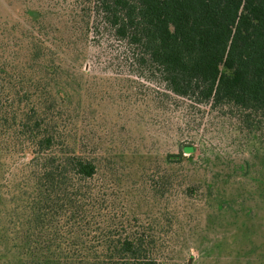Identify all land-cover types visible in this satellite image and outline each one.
I'll return each instance as SVG.
<instances>
[{
	"label": "trees",
	"instance_id": "16d2710c",
	"mask_svg": "<svg viewBox=\"0 0 264 264\" xmlns=\"http://www.w3.org/2000/svg\"><path fill=\"white\" fill-rule=\"evenodd\" d=\"M29 2L0 33V264H264V0Z\"/></svg>",
	"mask_w": 264,
	"mask_h": 264
},
{
	"label": "rangeland",
	"instance_id": "374dc122",
	"mask_svg": "<svg viewBox=\"0 0 264 264\" xmlns=\"http://www.w3.org/2000/svg\"><path fill=\"white\" fill-rule=\"evenodd\" d=\"M33 4V3H32ZM29 0H0V33L2 30L6 27H9L13 22L16 21H23L24 19V12L26 9L31 6ZM151 131V130H149ZM152 134H147L145 137L148 138V140H145L147 145L144 146H152L153 143H157L155 148L158 150H173L175 149V140L174 135L172 134L171 130L169 128H162L159 129L157 126H155V129L152 130ZM209 132V131H208ZM211 132H209L207 135L204 133V131H200V134L197 135L198 139L202 138V136H209ZM214 138H218L217 133L213 132ZM191 136V135H190ZM215 143L219 144V148H216L217 150L221 149L223 150L224 147H226L230 143L229 140H221L220 142L218 140H214ZM227 143V144H226ZM198 152V150H197ZM257 220V222H256ZM256 223H258L260 226H264V217L262 215H257V218L254 219ZM190 253L192 256H197L198 252L195 249H191Z\"/></svg>",
	"mask_w": 264,
	"mask_h": 264
}]
</instances>
